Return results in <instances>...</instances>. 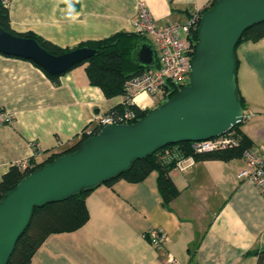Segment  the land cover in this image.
<instances>
[{
    "label": "crops",
    "instance_id": "crops-1",
    "mask_svg": "<svg viewBox=\"0 0 264 264\" xmlns=\"http://www.w3.org/2000/svg\"><path fill=\"white\" fill-rule=\"evenodd\" d=\"M212 1L10 0L9 9L15 31L74 49L134 33L140 3L164 24L203 14ZM236 54L245 112L239 129L249 146L264 149V37L241 41ZM85 67L74 66L56 83L32 60L0 53V180L21 161L41 163L67 151L98 126L99 115L123 103V95L107 97L91 84ZM247 168L242 156L175 166L170 176L180 194L170 203H164L157 170L138 182L100 184L85 199L88 221L51 233L30 264H172L167 253L182 264H256L255 251L264 249V188L239 177ZM158 227L168 236L163 249L148 236Z\"/></svg>",
    "mask_w": 264,
    "mask_h": 264
},
{
    "label": "water",
    "instance_id": "water-1",
    "mask_svg": "<svg viewBox=\"0 0 264 264\" xmlns=\"http://www.w3.org/2000/svg\"><path fill=\"white\" fill-rule=\"evenodd\" d=\"M264 21V0H218L201 17L191 61V82L131 124L104 125L79 149L29 173L0 201V264H7L36 207L61 201L112 180L168 144L218 137L241 124L235 50L245 31ZM91 47L53 54L38 40L0 26V53L32 60L51 75L96 55ZM139 68L157 65L149 39L135 40Z\"/></svg>",
    "mask_w": 264,
    "mask_h": 264
},
{
    "label": "trees",
    "instance_id": "trees-1",
    "mask_svg": "<svg viewBox=\"0 0 264 264\" xmlns=\"http://www.w3.org/2000/svg\"><path fill=\"white\" fill-rule=\"evenodd\" d=\"M217 1L218 0H213L210 7L206 10L210 9ZM0 26L14 34L35 38L42 46L53 54H62L72 50L63 48L31 31H15L11 25L9 2H5V0H0ZM262 37H264V21L248 28L243 34L240 42L243 40L257 41ZM138 38L147 39L136 33L120 32L102 40L83 42L77 47H91L99 51L96 55L82 63H86L85 70L90 83L101 87L107 97L118 95L124 96L126 81L131 76L140 73L145 69L136 66L132 60L134 43ZM193 39L194 42L197 43V29L193 31ZM235 59L237 71L239 61L236 50ZM45 72L54 82H60L61 74L51 75L47 71ZM178 92L179 89L174 90L170 94V97H173ZM238 97L243 105L239 89ZM133 108L137 111L138 117L132 121V123L137 122L148 113V111L139 110L137 106H134ZM124 109L125 105L122 103L113 108L109 114L116 117L117 114ZM239 127L240 124L232 129L238 140L237 145L218 148L208 152H197L192 148V141L168 144L144 158L136 159L130 169L123 172L118 177L104 183L112 184L120 178H124L130 182H138L143 180L150 172L157 170L159 173V188L164 198V203H170L180 194L179 188L170 176V171L176 166L178 160L189 156H192L195 160H230L235 157H241L244 148L249 146V141L241 133ZM100 129L101 126L98 125L89 132L84 131L80 139L68 148L67 151L54 153L41 163H29L26 168H21L18 164L12 165L0 180V201L6 193L12 190L17 183L29 173L52 162L64 153L76 151L87 138L96 135ZM95 187L96 186L86 188L61 201L48 203L42 207H36L31 223L19 238L7 264H30L35 252L51 233L70 231L84 225L90 217L85 199ZM255 255L257 256L256 264H264V249H258L255 251Z\"/></svg>",
    "mask_w": 264,
    "mask_h": 264
},
{
    "label": "built area",
    "instance_id": "built-area-1",
    "mask_svg": "<svg viewBox=\"0 0 264 264\" xmlns=\"http://www.w3.org/2000/svg\"><path fill=\"white\" fill-rule=\"evenodd\" d=\"M10 2V0H5ZM202 14L197 13L188 21H169L157 24L150 9L140 3L138 11L132 20L133 32L146 38H151L157 51L158 64L145 68L140 73L131 76L125 84L123 104L125 109L112 116L110 114L98 116V125L131 124L138 117L137 106L141 111H151L160 106L170 94L176 90L190 85L191 61L194 55L196 43L193 39V31L199 28ZM143 96L141 99H138ZM5 121L12 119L10 113H2ZM238 140L233 130L215 138L192 141V148L197 152H208L218 148L234 146ZM40 150L37 148V152ZM242 157L247 162L248 168L239 173L240 178H248L257 186L264 188V149L247 146ZM189 162H186L188 161ZM192 156L178 160L176 166L179 169L186 168L194 162ZM21 168L29 165L28 161L18 163ZM152 244L163 249L168 236L161 228H152L148 231ZM168 261L172 264H182L172 254L167 253Z\"/></svg>",
    "mask_w": 264,
    "mask_h": 264
},
{
    "label": "bare ground",
    "instance_id": "bare-ground-1",
    "mask_svg": "<svg viewBox=\"0 0 264 264\" xmlns=\"http://www.w3.org/2000/svg\"><path fill=\"white\" fill-rule=\"evenodd\" d=\"M143 96H140L138 99H141Z\"/></svg>",
    "mask_w": 264,
    "mask_h": 264
}]
</instances>
